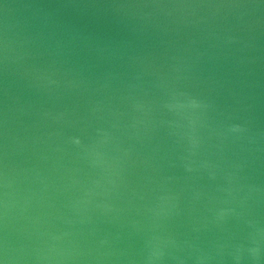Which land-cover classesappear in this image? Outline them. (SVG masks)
Listing matches in <instances>:
<instances>
[{"label": "water", "instance_id": "water-1", "mask_svg": "<svg viewBox=\"0 0 264 264\" xmlns=\"http://www.w3.org/2000/svg\"><path fill=\"white\" fill-rule=\"evenodd\" d=\"M0 264H264V0H0Z\"/></svg>", "mask_w": 264, "mask_h": 264}]
</instances>
